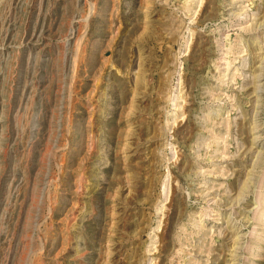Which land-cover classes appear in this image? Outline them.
Listing matches in <instances>:
<instances>
[{"label":"rangeland","instance_id":"1","mask_svg":"<svg viewBox=\"0 0 264 264\" xmlns=\"http://www.w3.org/2000/svg\"><path fill=\"white\" fill-rule=\"evenodd\" d=\"M0 264H264V0H0Z\"/></svg>","mask_w":264,"mask_h":264}]
</instances>
